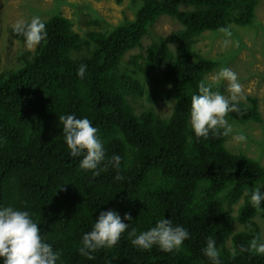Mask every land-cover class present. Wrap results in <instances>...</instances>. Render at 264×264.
<instances>
[{"label": "trees", "instance_id": "16d2710c", "mask_svg": "<svg viewBox=\"0 0 264 264\" xmlns=\"http://www.w3.org/2000/svg\"><path fill=\"white\" fill-rule=\"evenodd\" d=\"M134 1L140 2L134 19L106 33L81 36L71 20L53 15L43 21L47 42L28 54L31 61L0 75V207L27 210L60 252L57 264H211L202 252L209 237L221 264H264V256L241 251L261 237L255 221L260 210L250 205L249 194L264 186V167L230 152L228 136L197 139L190 126L191 96L218 66L195 51L196 40L221 27L251 25L259 0ZM163 16L182 29L124 62ZM11 38L24 42L12 30ZM81 64L87 65L83 79L76 75ZM161 69L160 84L146 88L139 76ZM139 102L144 104L138 108ZM166 102H173L172 113L161 117L153 107ZM240 107L227 119L263 123L255 97ZM67 114L87 117L98 129L106 159L96 175L69 155L59 122ZM113 155L121 157L119 168L109 163ZM242 199L234 216L232 208ZM109 209L122 220L130 214L131 221H123L130 228L116 246L88 260L78 252L81 237ZM162 218L189 232L181 251L131 244L132 227L139 234ZM236 221L243 230L233 233Z\"/></svg>", "mask_w": 264, "mask_h": 264}, {"label": "clouds", "instance_id": "9594fccd", "mask_svg": "<svg viewBox=\"0 0 264 264\" xmlns=\"http://www.w3.org/2000/svg\"><path fill=\"white\" fill-rule=\"evenodd\" d=\"M12 31L23 37L24 47L32 50L42 47L46 43L48 32L45 23L39 15H34L28 21L18 19L11 25ZM220 32L225 37L232 35L229 27H221ZM228 39L224 45L227 46ZM87 65L81 64L76 70V75L83 79ZM218 81L227 82L228 95L225 96L218 90ZM198 94L191 96L190 126L197 139H208L209 136H228L233 134V125L229 123V113H241L240 102L245 99L242 86L237 73L228 67L219 70L212 83L201 80L198 84ZM59 122L63 125L64 143L69 155L79 159V168L84 171L91 170L96 175V170L106 159L103 141L98 135V129L87 118H77L74 114L59 116ZM233 139L239 142L246 140L243 132L233 135ZM121 157L113 155L109 163L119 168ZM116 179H123L117 176ZM264 186L254 187L249 194V203L253 208L264 211ZM130 214L125 213L123 220L117 211L109 209L101 211L95 218L90 231L81 237V246L78 248L80 255L88 260L94 259L93 253L102 248L116 246L121 235L130 228ZM131 244L140 250H150L158 246L163 252H179L183 243L189 238V232L181 225H174L171 218L158 220L155 226L137 234L132 227L128 232ZM241 251H246L256 256H264V237L254 236L247 243V247L241 246ZM205 257L211 264H221L220 252L216 242L211 237L207 238L206 246L202 249ZM60 252L54 251L52 244L48 243L41 234L38 221L32 218L27 210L11 205L0 207V264H57L60 260Z\"/></svg>", "mask_w": 264, "mask_h": 264}, {"label": "rangeland", "instance_id": "374dc122", "mask_svg": "<svg viewBox=\"0 0 264 264\" xmlns=\"http://www.w3.org/2000/svg\"><path fill=\"white\" fill-rule=\"evenodd\" d=\"M140 2L134 0H0V75L23 67L28 54L35 52L39 47L28 50L24 42L11 38V25L18 19L30 20L32 16L39 15L45 21L53 15H61L72 22L73 30L81 36L87 32L106 33L115 27L133 20ZM182 10L191 9L182 5ZM181 24L167 16L157 20L150 32L142 40V47L128 52L124 62L132 56L144 54L146 48L158 38H168L173 32L180 31ZM232 35L225 37L222 32H205L194 45L195 51L205 58L218 63L215 70L205 77L206 83H212L219 70L228 67L238 75L245 99L255 97L258 100V110L263 123L247 122L241 124L229 121L233 125V134L228 135L227 149L232 153H242L264 167V0H259L255 11V19L246 27H229ZM228 39L227 46L224 45ZM168 46L173 49L174 42L169 41ZM146 88L158 86L162 80V69L149 77L139 76ZM223 89V91H221ZM218 90L228 95L227 82L218 81ZM143 102L137 103L139 108ZM148 106V104H146ZM161 117H169L172 113L173 102L160 103L153 107ZM243 132L244 142L233 139V135ZM243 199L233 206V215L236 216ZM264 237V211H260L255 218ZM233 233L241 232L243 226L236 221ZM230 246V242L228 243Z\"/></svg>", "mask_w": 264, "mask_h": 264}]
</instances>
